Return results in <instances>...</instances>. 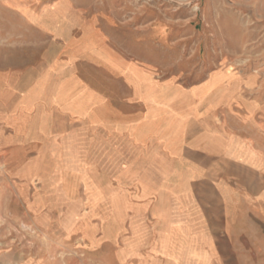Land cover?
Wrapping results in <instances>:
<instances>
[{
	"label": "rangeland",
	"instance_id": "1",
	"mask_svg": "<svg viewBox=\"0 0 264 264\" xmlns=\"http://www.w3.org/2000/svg\"><path fill=\"white\" fill-rule=\"evenodd\" d=\"M91 50L142 83L173 78L192 88L207 74L222 71L228 80L240 72L244 86L228 82L218 92L244 88L248 98L264 99V0H0V264H99L90 254L112 245L117 252L118 212H108V198H123L126 184L103 126L90 121L89 129L56 106L52 142L14 125L25 90H54L74 76L102 104L111 89L115 107L119 75L89 62ZM142 94L153 97L148 88ZM153 177L141 182L165 187Z\"/></svg>",
	"mask_w": 264,
	"mask_h": 264
},
{
	"label": "crops",
	"instance_id": "2",
	"mask_svg": "<svg viewBox=\"0 0 264 264\" xmlns=\"http://www.w3.org/2000/svg\"><path fill=\"white\" fill-rule=\"evenodd\" d=\"M94 51L89 62L119 75L122 87L113 88L118 106L112 108L111 89H104L102 104V97L74 76L54 90H25L23 115L14 122L34 139L51 142L52 106L89 129L90 121L103 126L109 158L119 165L118 182L126 187L119 190L123 198L113 193L108 198V212H118L117 252L104 238L114 248L90 254V261L264 264V99L248 98L244 88L218 92L228 82L244 86L247 78L240 72L228 80L218 77L222 71L207 74L192 88L173 78L142 83ZM145 88L152 98L144 97ZM241 103L253 106L252 113ZM96 105H102L100 112ZM148 173L165 187L142 183Z\"/></svg>",
	"mask_w": 264,
	"mask_h": 264
},
{
	"label": "bare ground",
	"instance_id": "3",
	"mask_svg": "<svg viewBox=\"0 0 264 264\" xmlns=\"http://www.w3.org/2000/svg\"><path fill=\"white\" fill-rule=\"evenodd\" d=\"M196 8V7H195Z\"/></svg>",
	"mask_w": 264,
	"mask_h": 264
}]
</instances>
